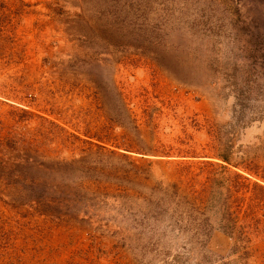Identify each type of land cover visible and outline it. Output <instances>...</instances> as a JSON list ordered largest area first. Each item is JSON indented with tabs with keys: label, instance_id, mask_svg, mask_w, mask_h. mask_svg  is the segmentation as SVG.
I'll return each instance as SVG.
<instances>
[{
	"label": "rangeland",
	"instance_id": "rangeland-1",
	"mask_svg": "<svg viewBox=\"0 0 264 264\" xmlns=\"http://www.w3.org/2000/svg\"><path fill=\"white\" fill-rule=\"evenodd\" d=\"M0 264H264V0H0Z\"/></svg>",
	"mask_w": 264,
	"mask_h": 264
},
{
	"label": "trees",
	"instance_id": "trees-1",
	"mask_svg": "<svg viewBox=\"0 0 264 264\" xmlns=\"http://www.w3.org/2000/svg\"><path fill=\"white\" fill-rule=\"evenodd\" d=\"M224 161H226L227 160V158H224V157H221ZM221 169H225V167H221Z\"/></svg>",
	"mask_w": 264,
	"mask_h": 264
}]
</instances>
